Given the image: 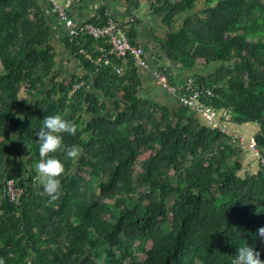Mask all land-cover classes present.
I'll return each mask as SVG.
<instances>
[{
  "label": "trees",
  "instance_id": "trees-1",
  "mask_svg": "<svg viewBox=\"0 0 264 264\" xmlns=\"http://www.w3.org/2000/svg\"><path fill=\"white\" fill-rule=\"evenodd\" d=\"M196 1L152 0L169 30L159 40L164 56L185 69L199 59L213 64L195 75L212 93L202 101L225 120L257 122L262 152L264 0H205L191 12ZM127 2L137 9V0ZM106 9L90 22L104 24ZM50 29L35 0H0V264H231L245 241L264 260V172H242L227 131L142 96L130 56L112 60L119 74L112 65L95 70L79 53L95 41L87 35L65 37L86 74L56 80ZM56 114L76 124L63 143L79 152L50 154L66 168L52 201L36 180V132ZM7 179L22 190L18 202L5 195Z\"/></svg>",
  "mask_w": 264,
  "mask_h": 264
},
{
  "label": "crops",
  "instance_id": "crops-1",
  "mask_svg": "<svg viewBox=\"0 0 264 264\" xmlns=\"http://www.w3.org/2000/svg\"><path fill=\"white\" fill-rule=\"evenodd\" d=\"M44 12L45 17L50 23V45L55 52V67L52 76L59 81L69 78L71 75L76 77L86 74V69L81 61L73 57L68 49L65 37L67 29L63 22L59 20L48 0H35ZM69 9L70 14L76 24L79 22L99 20V10L102 6H106L110 15L117 19L130 20L127 26V34L130 39L143 47L144 56L148 62L147 67L138 68L137 73L140 80V93L142 96L151 98L158 104L164 106L176 107L180 103V91L185 81L192 78L196 81V74H208L214 71L213 64H206L197 61L195 68L185 69L176 62H172L164 56V52L159 43L160 39L166 38L169 30L160 21V17L152 13V0H137V9L128 11L127 0H59ZM61 23H60V22ZM180 19H178V22ZM132 28V30H131ZM131 30V31H130ZM100 44L93 41L87 50L97 52ZM163 72L168 75L171 84L179 88L176 94H170L163 89L155 77V72ZM51 83L48 81L47 85ZM89 90L93 91L90 85ZM95 91V90H94ZM107 108L113 106L111 99L105 100ZM87 120L88 115H85ZM83 120V119H82ZM80 125V124H79ZM223 126L227 133L231 136L232 145L239 148V160L242 165V172L256 173L260 170L257 158L254 156L247 142L260 131L257 122H236L226 118ZM17 148V157H23L26 150ZM264 154V148L261 149Z\"/></svg>",
  "mask_w": 264,
  "mask_h": 264
},
{
  "label": "built area",
  "instance_id": "built-area-1",
  "mask_svg": "<svg viewBox=\"0 0 264 264\" xmlns=\"http://www.w3.org/2000/svg\"><path fill=\"white\" fill-rule=\"evenodd\" d=\"M52 6L53 11L56 13V17L61 20L67 29V35L70 40L76 39L78 36L87 35L93 40L102 44L98 46V50L95 56L92 55L91 51L80 48L79 53L82 54L86 59L89 60L97 70L100 66L112 65L116 73L121 72V68L118 65H113V59H125L126 57H132V60L137 68H145L148 62L144 56L143 47L135 43L130 39L126 30L129 23V19H117L110 15L108 10L105 11L107 20L102 25H95L90 21L79 22L76 24L73 18L70 16L69 9L66 5L59 0H48ZM155 77L160 83L161 87L170 94H176L179 88L172 85L168 76L163 72H155ZM83 82H79L72 85L69 91L71 95L75 90L81 86ZM203 93L211 95L209 89H201L196 84L195 80L188 78L183 88L180 91V103L190 110L198 113L204 118L208 124L212 127L219 128L221 131L226 129L223 126L224 118H222L224 111L216 110L212 105L202 101L204 98ZM247 146L250 148L252 153L257 157L260 169L264 172V154L259 151L254 137H251ZM5 195L14 202H18V198L22 193L20 187L14 184L12 179H7L5 182Z\"/></svg>",
  "mask_w": 264,
  "mask_h": 264
},
{
  "label": "clouds",
  "instance_id": "clouds-1",
  "mask_svg": "<svg viewBox=\"0 0 264 264\" xmlns=\"http://www.w3.org/2000/svg\"><path fill=\"white\" fill-rule=\"evenodd\" d=\"M76 133V124L59 114L45 116L41 121V127L36 132V137L39 140L38 154L41 158L35 164L36 180L42 188V194L47 195L52 201L60 195L61 178L65 174L66 168L61 159L50 154L63 152L67 158L74 159L79 152L78 146L67 147L63 143V139L64 134L72 136ZM258 235L264 238V226L258 229ZM231 264H264V260H261L259 252L245 241L236 246Z\"/></svg>",
  "mask_w": 264,
  "mask_h": 264
},
{
  "label": "rangeland",
  "instance_id": "rangeland-1",
  "mask_svg": "<svg viewBox=\"0 0 264 264\" xmlns=\"http://www.w3.org/2000/svg\"><path fill=\"white\" fill-rule=\"evenodd\" d=\"M131 1H132V0H131ZM203 7H205V0H197V1H196V6H195V8H194L191 12H193V11L199 12L200 9H202ZM59 22H60V21H59ZM60 23H61V22H60ZM197 61H199V63L202 62V64H203V62H204L203 59H199V60H197ZM200 64H201V63H200ZM149 154H150L149 150H145V151H142V152L140 153V155H138V159H137V162H136V164H135L137 170H138V168H139L140 161H141V160H144L146 157H148Z\"/></svg>",
  "mask_w": 264,
  "mask_h": 264
}]
</instances>
